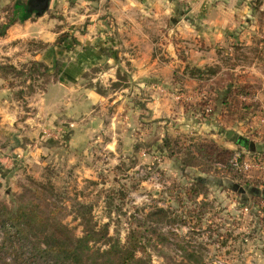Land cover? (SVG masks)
<instances>
[{
  "label": "rangeland",
  "instance_id": "374dc122",
  "mask_svg": "<svg viewBox=\"0 0 264 264\" xmlns=\"http://www.w3.org/2000/svg\"><path fill=\"white\" fill-rule=\"evenodd\" d=\"M15 1L0 0V25L17 19ZM247 1L240 19L221 35V27L202 24L198 8H181L179 17H188L202 37L200 47H189L204 54L192 51L161 76H138L127 66L136 46L122 45L127 25L116 23L120 9L107 8L104 1L98 7L94 0L82 5V0H49L40 20L34 14L17 29L10 25L0 36V64L21 68L33 60L52 65L50 50L73 49L75 35L86 31L92 18L107 16L101 47L110 54L121 51L120 60L108 63L119 64L125 89L106 82L111 98L88 95L93 77L103 83L114 73L74 72L84 67L74 52L57 57L58 77L44 91L35 87L27 95L31 90L23 88L19 98L18 90L29 82L22 84L25 75L0 78V201L11 205L32 180L50 186L48 206L73 234H83L85 215L121 244L134 238L142 247L136 256L149 264H264V172L211 166L194 158L193 147L211 140L241 159L264 161V1ZM142 15H132L134 34L150 19ZM31 20L39 22L32 26ZM157 27L151 28L153 37L168 25ZM61 29L49 40L38 38ZM159 47L157 64L169 59L164 60L165 46ZM237 136L247 144L237 143ZM90 246L107 248L101 242Z\"/></svg>",
  "mask_w": 264,
  "mask_h": 264
},
{
  "label": "trees",
  "instance_id": "16d2710c",
  "mask_svg": "<svg viewBox=\"0 0 264 264\" xmlns=\"http://www.w3.org/2000/svg\"><path fill=\"white\" fill-rule=\"evenodd\" d=\"M14 7L18 10V17L0 25V36L13 23L23 22L34 14L41 16L46 11L45 9L38 13L29 0H16ZM61 66L58 59H53L52 65L33 60L21 68L4 63L0 64V78L25 75L27 79L22 84L27 80L29 82L18 90L17 97L21 98L24 94L23 88L31 90L27 95H32L35 87L44 91L51 78L57 79ZM76 70L77 68L73 69L74 72ZM120 74L117 71V80L111 84L112 89L120 88V82L125 80ZM39 78L43 81L36 84ZM10 86L14 87V84L11 82ZM95 88L97 92L104 93L98 85ZM236 142L238 143L237 138ZM239 144L244 145L243 142ZM193 147L197 155L195 159H203L211 166L221 164L226 168L233 167L230 162L233 150L220 147L211 140L198 141ZM197 184L203 185V179H199ZM49 189V185L31 180V188L18 194L11 205L0 201V264H149L145 258L136 256L137 250H142V247L134 238H128L126 243L121 244L117 238L109 237L106 229L96 230L91 226L85 215L81 214L87 222L83 234H73L66 225L57 220L49 208L45 196ZM262 195L264 198V194ZM91 242L104 243L107 248L92 249Z\"/></svg>",
  "mask_w": 264,
  "mask_h": 264
},
{
  "label": "crops",
  "instance_id": "0c3cea01",
  "mask_svg": "<svg viewBox=\"0 0 264 264\" xmlns=\"http://www.w3.org/2000/svg\"><path fill=\"white\" fill-rule=\"evenodd\" d=\"M94 1L95 3H97L98 7L103 5L102 2L104 1L105 4H107L106 5L107 8L120 9L119 14L114 15V17L117 24L125 23L127 25V30L124 29V34L122 36V45L125 46L127 44L128 48H131V46L133 47L136 46L135 57L127 58V62H128L127 66L131 68L133 71H135V73H138V76L139 74H144V73L147 74L152 72H155L156 76H161L160 74L169 72L170 65L173 62H175L177 59H181L184 62L186 60L183 59L186 58L184 56H188L189 54L190 55L188 57L193 56L191 55L193 50L190 49L189 46H196L197 43L199 47L202 45V39L200 40L201 42L199 41V38L202 37L201 35L198 34L196 35L195 32L197 31H195L193 26H191L189 18L187 17L188 19L187 21L184 18L185 16L179 17L181 8L182 9L186 8L187 10L191 8L192 11L198 8L199 10L197 9L196 12L200 13L197 16H199L202 24L207 27H209V25L221 27V32L218 33L221 35L223 29H226L229 32V30L232 28V25L235 24V21H237V19L238 20L240 19L237 16V14L243 13L247 9V6L249 5V2L247 0H94ZM85 2H88V0H82L81 5ZM98 11L99 10L93 12L92 16L97 17ZM137 11H140V14H142L143 12L144 15L141 16L142 18H145V15H148L150 19L148 17L145 18V21L140 23L141 29L139 30V33L134 34L131 31L132 20H133L132 15L137 14ZM41 17L39 16L38 20H40ZM106 18L108 17L106 16L104 20L92 18L91 21L93 20V22L86 24L87 30L80 33L78 32V34L75 35L76 44H74L73 49L65 51L64 49L54 47L53 50H50L52 61L53 59H58L57 58L58 56H63L65 53L74 52L75 56L77 58H80L81 63L84 65V67H81V69H77V71H79V73H81L82 76L87 75L86 70L93 68L95 69L94 71L95 73L113 72L114 78L113 77L108 79L106 78L103 83L99 75H97L96 78L93 77L91 79V82H88V84H86L88 95H90L91 93L92 95L101 96L102 99L104 97L111 98V95H108L107 87L104 84L107 82V84L110 86L113 82L116 81L115 79H117V71L122 70L119 67L118 63L115 65H110L108 63V61H112L113 63L117 61L119 59L117 58V56L121 55L120 54L121 51H119L118 55L115 52L113 54H110L104 52L103 48L101 47L102 45H105L104 38H106V36H103L104 28H105L103 26V23H105V21L107 20ZM27 20L28 19L24 20L23 22ZM38 20L37 21L31 20V25L35 26L39 22ZM119 20H121V22ZM20 23L22 22H15L12 24L11 27L13 29H17V26H19ZM149 23H151V27L147 25ZM98 25H102V27ZM165 25H168L167 30H163ZM153 26L155 27L158 26L157 28H159L160 31L163 30L161 35L162 37L161 36L153 37V35L151 34V32L153 31ZM66 29H68V27ZM62 31H64V29H61L59 32H53V33L49 31L44 32L46 34L38 35V38L45 39L46 38L45 36H47L49 40V38H52V36ZM69 32L72 31L69 30ZM204 35L205 33L202 35L203 38H208L207 35L206 36ZM159 44L165 46L164 49H162V52L165 51L164 60L166 61L168 58L169 59L167 60V62H161L160 64H157V58L160 53H158L157 56V53L155 52H157L156 50L159 47ZM126 50L124 49L123 52L129 53L126 52ZM198 50L199 49L193 51L194 55L199 56L204 54L203 49L201 51ZM109 51L113 52L114 50H109ZM183 51L185 55L184 54L181 55V52ZM124 58L125 57H123V59ZM128 60L136 62L135 65H132ZM103 65H108V66L107 68L101 69V66ZM109 76L112 75L109 74ZM57 84L59 83L56 82L54 85ZM136 84L140 85L141 83H136ZM96 85L101 87L104 93L97 92L95 88ZM57 87L60 86L57 85ZM119 89H120L119 91H123L125 89V86ZM153 103H156L155 100H153Z\"/></svg>",
  "mask_w": 264,
  "mask_h": 264
},
{
  "label": "built area",
  "instance_id": "2783aa9c",
  "mask_svg": "<svg viewBox=\"0 0 264 264\" xmlns=\"http://www.w3.org/2000/svg\"><path fill=\"white\" fill-rule=\"evenodd\" d=\"M239 152H234L232 155V158L230 160L231 165L241 170L244 173H249L253 168H256V170H261L264 172V161L261 159H255V157L252 158H243L241 159Z\"/></svg>",
  "mask_w": 264,
  "mask_h": 264
},
{
  "label": "water",
  "instance_id": "95a60500",
  "mask_svg": "<svg viewBox=\"0 0 264 264\" xmlns=\"http://www.w3.org/2000/svg\"><path fill=\"white\" fill-rule=\"evenodd\" d=\"M49 0H29V3L35 8L38 13H41L43 10L47 8ZM238 143L243 142L244 145L247 144V140L242 136H237ZM251 145V143H250Z\"/></svg>",
  "mask_w": 264,
  "mask_h": 264
}]
</instances>
